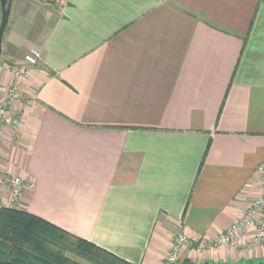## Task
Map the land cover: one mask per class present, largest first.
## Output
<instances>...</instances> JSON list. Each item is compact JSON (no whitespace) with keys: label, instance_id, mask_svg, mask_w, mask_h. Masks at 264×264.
I'll list each match as a JSON object with an SVG mask.
<instances>
[{"label":"crops","instance_id":"obj_1","mask_svg":"<svg viewBox=\"0 0 264 264\" xmlns=\"http://www.w3.org/2000/svg\"><path fill=\"white\" fill-rule=\"evenodd\" d=\"M10 3L0 91L41 53L0 146V172L33 184L19 209L131 264L181 235L179 264L264 261L198 252L261 195L264 0Z\"/></svg>","mask_w":264,"mask_h":264},{"label":"trees","instance_id":"obj_2","mask_svg":"<svg viewBox=\"0 0 264 264\" xmlns=\"http://www.w3.org/2000/svg\"><path fill=\"white\" fill-rule=\"evenodd\" d=\"M0 264L131 263L25 210L0 207Z\"/></svg>","mask_w":264,"mask_h":264},{"label":"built area","instance_id":"obj_3","mask_svg":"<svg viewBox=\"0 0 264 264\" xmlns=\"http://www.w3.org/2000/svg\"><path fill=\"white\" fill-rule=\"evenodd\" d=\"M41 60V53L32 50L25 57V65L9 68L16 83L5 91H0V146L3 143L4 132L7 126L12 129L21 127L22 118L19 113L13 111L16 101L29 79L28 67L37 66ZM259 172L262 177L261 195L254 201L246 213L224 232L212 240H207L199 246L198 252L203 249H213L220 246H231L248 250L259 249L264 246V163L260 165ZM33 184L20 177H14L7 172H0V207L19 209V204L27 190H31ZM248 237V239H246ZM191 245L184 235L178 236L170 250L160 264H179L181 250L186 245Z\"/></svg>","mask_w":264,"mask_h":264},{"label":"water","instance_id":"obj_4","mask_svg":"<svg viewBox=\"0 0 264 264\" xmlns=\"http://www.w3.org/2000/svg\"><path fill=\"white\" fill-rule=\"evenodd\" d=\"M10 8V0H1L2 17L0 22V61L2 56L3 38L9 22Z\"/></svg>","mask_w":264,"mask_h":264},{"label":"rangeland","instance_id":"obj_5","mask_svg":"<svg viewBox=\"0 0 264 264\" xmlns=\"http://www.w3.org/2000/svg\"><path fill=\"white\" fill-rule=\"evenodd\" d=\"M1 15H2V14L0 13V22H1ZM19 206H20V204H19Z\"/></svg>","mask_w":264,"mask_h":264}]
</instances>
